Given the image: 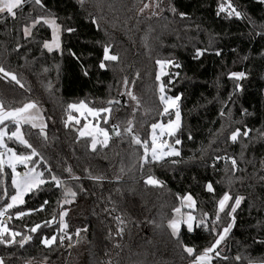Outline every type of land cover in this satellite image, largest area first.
Segmentation results:
<instances>
[{"label": "trees", "instance_id": "trees-1", "mask_svg": "<svg viewBox=\"0 0 264 264\" xmlns=\"http://www.w3.org/2000/svg\"><path fill=\"white\" fill-rule=\"evenodd\" d=\"M220 1L84 0L81 4L80 0H42L43 7L29 3L16 10L15 19L0 14V66L14 72L23 84L20 87L0 73V101L6 108L28 101L38 104L46 121L47 140L30 125L22 128L25 137L53 173L67 179L65 169L71 167L73 174L81 177L76 183L84 189L80 191L76 183L72 184L77 197L64 206L68 210V231L73 236L71 248L67 240L63 246L57 242L51 247L40 242L56 231L58 222L50 227L42 222L51 219L54 210H60L61 190L48 183L27 194L18 210L38 209L45 200L48 204L43 211L22 218L15 217L17 209L9 211L12 219L6 221L7 225L33 239L23 247L18 243L0 244L4 264H108L109 260L111 264H189L191 258L167 228L171 210L179 204L177 194L191 193L197 204L194 214L204 211L214 218L215 202L225 191L245 199L234 213L232 231L220 246L222 255L229 259L225 262L217 258L214 264H240L234 260L238 253L254 259L264 257V244L256 242L264 239V2L230 0L242 13L237 18L218 14ZM158 2V8L139 12L144 3L154 6ZM48 12L55 14L64 29L61 48L51 53L42 48L43 40L50 37L47 26H38L27 39L22 31L30 18ZM93 16L99 27L92 23ZM68 27L74 31L67 32ZM105 44L111 45V53L120 59L106 62L107 67L101 69ZM196 48L206 49L205 54L194 58ZM217 50L221 55H215ZM165 58L180 64L167 70L179 73L168 93L181 94L182 128L177 136L182 141L177 146L180 156L150 163L142 174L139 158L143 149L132 145L128 136H113L108 147L98 145L93 151L90 138L77 140L74 128L82 122L65 127L67 104L83 100L89 107L99 108L113 99L121 103L112 106L109 123L101 122V127L110 129L118 124L122 130L133 119L136 133L149 140L151 123L166 122L173 115H159L162 106L156 91L155 61ZM230 72H244L245 77L231 79ZM125 77L127 89L139 98V107L124 94ZM169 78L162 77L165 82ZM229 110L231 119L227 118ZM236 127L242 132L245 127L249 129V137L241 136L232 143L227 136ZM9 128L14 129L11 124ZM168 140L174 143L172 138ZM8 144L24 151L13 141ZM225 154L237 159L239 170L235 173L222 161L213 167L214 157ZM38 169L43 171L44 167ZM85 169L104 180L88 179ZM149 174L163 181L164 187L146 185L143 177ZM117 176L121 177L119 182ZM229 177L233 178L231 187ZM210 181L214 194L206 189ZM5 182L10 186V175ZM6 200H0V207ZM112 208L116 211H105ZM118 215L126 222L122 235H117ZM228 219L221 214V226ZM35 223L42 227L30 233L28 229ZM77 228L81 229L79 237L75 235ZM180 239L197 250L214 242L207 230L198 228L189 233L183 225ZM117 244L119 247H115Z\"/></svg>", "mask_w": 264, "mask_h": 264}, {"label": "snow or ice", "instance_id": "snow-or-ice-1", "mask_svg": "<svg viewBox=\"0 0 264 264\" xmlns=\"http://www.w3.org/2000/svg\"><path fill=\"white\" fill-rule=\"evenodd\" d=\"M80 2L83 4L84 0H80ZM261 2H264V0H261ZM29 3L43 7L42 0H0V14H7V16L15 19L17 16L16 10L23 9V7ZM150 7L158 8L159 2L154 6L149 3H144L139 9V12L142 13ZM171 10L173 12L175 11L174 8ZM219 12H225L229 17H242V13L236 9L230 0L219 5L218 14ZM180 15L184 16V13H180ZM92 23L97 24V27H99L98 21L94 16L92 17ZM38 26H47V28L51 30V38L43 40L42 48L46 49L49 53L54 50H59L61 48V32L64 29L62 25L58 23V18L55 14L48 12L47 14H37L34 18H30L29 21L22 26L24 38H29L32 35L33 30L37 29ZM66 31L71 33L74 29L68 27ZM257 35L262 34L257 33ZM20 47L21 45L17 43L16 48L19 49ZM111 47L112 46L109 44L103 45V59L99 65L101 69L107 67L106 62H119V55L112 54L110 51ZM205 51L206 49L196 48L194 58H200L205 54ZM215 55L219 56L221 55V52L217 50ZM155 64L158 66V70L155 73V81L157 82L156 91L158 93L159 103L162 106L159 115L161 117L165 115L171 116L174 112L175 118H169L166 123L162 121L151 123L150 143L148 139H142L141 136L136 133L133 119H129L127 125L122 130L118 124H112L111 129L107 127H99L101 114H104L102 117L104 123L108 124L109 116L112 112V106L114 104H120L121 102L119 100L109 99L106 102L107 106L99 108L89 107L85 101L81 100L78 103L67 104L65 110L67 112V119L64 121L65 127H68L69 123L73 122L76 125L80 124L81 121L79 117L73 115V112L79 113L80 116H91L96 119V124L88 121L85 122L82 127L75 128V131L78 133L77 140L80 138H90V148L93 151L97 150L98 145L102 148L108 147L109 141L113 136L116 138L128 136L132 145L139 146L143 149V153L139 158V168L142 174L144 167L150 163L163 161L165 157L180 156V150L176 146L182 143V141L177 138L178 133L182 128L181 110L179 105L181 94H168V92L171 91V86L174 84L175 77L178 76L179 73L177 72L173 74L165 71V69L170 66L179 68L180 64L176 63L172 58L156 59ZM0 73H3L5 77L10 78L11 81H14L16 84L20 85V87H23V84L14 72L7 71L3 66H0ZM138 75L139 73H137V76ZM162 77L170 78L165 82ZM244 77V72L229 73V78L231 79L241 80ZM123 83L126 89L124 94L130 97L137 107H139V98L131 90L127 89V77L124 78ZM236 87L239 88L240 85L237 84ZM135 111L136 108L133 109V112ZM41 113L42 110L35 101H28L23 103L22 106L10 108H6L3 101H0V189H2L0 200H4V198L7 197L3 206L0 207V244L12 245L18 243L20 247H23L33 239L32 235L23 234L10 228L6 223V219H12V216L9 215V211L13 209H17L15 211L16 218L25 217L36 211H43L48 204L47 200L41 203L38 209L30 208L27 211H21L18 210V206L25 204V196L27 194L34 193L42 186L52 183L62 192V199L58 201V207L60 210L58 212L54 210L51 219L43 221L42 223L44 227H50L58 222V226L51 236H44L41 238L40 242L45 247H51L57 244V242L59 246H63L67 240L69 242L68 247L71 248L73 246V236L68 231L69 225L65 219L68 210L64 206L74 203L78 193L71 185L80 181L81 177L73 174L71 167L65 169L67 179L57 176L52 172L51 167L48 166V162L44 159L41 153L25 137L22 128L25 125H30L33 129H39L40 136L47 140V125ZM145 114H147V112ZM220 115L224 117L225 112L221 111ZM227 118L231 119L230 110L227 113ZM10 124L14 127V130L9 128ZM223 127L224 126L222 125L221 129H223ZM249 131L250 130L245 127L242 132L240 127H236L227 136V140L236 143L241 136L249 137ZM262 135H264V133H262ZM165 136L172 138L174 143H170L168 139H164ZM189 138H191V135H189ZM8 141H13L16 144L23 146L24 151H17L16 148L10 147ZM219 161H222L225 165L230 164L232 173L239 170L235 156L227 154L224 156L216 155L213 159V167H215L216 162ZM173 163H175V161H173ZM261 163L264 164V161H261ZM18 166H22L24 170L18 171ZM38 166L44 167V170H38ZM6 170H10V173ZM85 172L87 173V178L90 180H104L103 176H94L88 169H85ZM121 172H123V168H121ZM46 173L48 174V179H45ZM8 175H10L11 180L10 186L5 182V178ZM115 179L119 182L121 177L117 176ZM143 179L146 185L164 187V182L152 174L143 177ZM261 179L264 180V177H261ZM232 183L233 178L229 177V187H231ZM76 186L80 191H84L82 185L76 183ZM9 188L12 190L11 194ZM206 189L208 193L214 194L215 192L214 185L211 181L206 184ZM109 199L111 198L109 197ZM244 199L245 198L240 195L233 197L230 195L229 191L223 192L220 198L215 202V213L214 218H212L210 213L204 211H201L199 215L194 214L197 204L191 193H185L183 196L177 194L179 204L172 208V216L167 220V228L170 230V235L180 244L183 252L191 258L189 264H214V259L217 258L225 262L228 261L229 257L222 255L220 246L226 241V238L232 231L236 219L234 213L237 208L240 207L241 202ZM233 200L234 202L230 204L229 202ZM105 211L115 212L116 209H105ZM221 214H224L229 218L223 226H221L220 223ZM115 220L118 225L117 235H122L126 227V222L122 216L119 215L115 217ZM182 225L186 226V230L189 233L198 228L207 230L209 234L214 236V242H211L209 246L203 247L202 250H197L194 246H189L183 243L180 239ZM41 227V223H35L28 229V231L30 233H37ZM157 227H159V225H157ZM80 232L81 229L77 228L75 230V235L79 237ZM17 237H19V240H17ZM256 242L264 244V239ZM115 247H119V245L117 244ZM234 260L240 262V264H244L245 261L247 264H264V257L254 259L251 256H241L239 253L234 257ZM0 264H4L3 258H0ZM108 264H111L110 260L108 261Z\"/></svg>", "mask_w": 264, "mask_h": 264}, {"label": "rangeland", "instance_id": "rangeland-1", "mask_svg": "<svg viewBox=\"0 0 264 264\" xmlns=\"http://www.w3.org/2000/svg\"><path fill=\"white\" fill-rule=\"evenodd\" d=\"M151 1V0H150ZM150 4V3H149ZM221 13V12H220ZM50 30V29H49ZM51 38V30H50V37H49V39ZM157 70H158V66H157ZM168 70V68H166L165 69V71H167ZM169 94V93H168ZM169 95H172V94H169ZM42 114V113H41ZM74 115H76L77 117H79V119H80V121L82 122V125L80 126V127H82L83 126V124L85 123V122H88V121H91L93 124H96V119L95 118H93V117H91V116H80V114L79 113H76L75 112V114ZM104 115V114H103ZM103 115L101 114V118H100V122H99V127H101V122H104L103 121ZM42 116H43V114H42ZM175 117H174V112H173V115H172V119H174ZM43 119H44V116H43ZM44 121H45V119H44ZM80 122V123H81ZM167 122V121H166ZM166 122H164V123H166ZM45 123H46V121H45ZM73 125H76V124H74V122L72 123ZM111 129V128H110ZM14 130V129H13ZM150 138H151V128H150V132H149V141H150ZM164 139H168V137L167 136H165L164 137ZM177 147V146H176ZM173 157V156H172ZM166 158V157H165ZM18 171H23L24 169H23V167L22 166H18V169H17ZM39 170V169H38ZM6 221H7V219H6Z\"/></svg>", "mask_w": 264, "mask_h": 264}, {"label": "built area", "instance_id": "built-area-1", "mask_svg": "<svg viewBox=\"0 0 264 264\" xmlns=\"http://www.w3.org/2000/svg\"><path fill=\"white\" fill-rule=\"evenodd\" d=\"M227 1H225V0H221L220 1V3H219V5L221 4V3H226ZM219 5H218V7H217V12H218V10H219ZM220 13V12H219ZM221 13H225V12H221Z\"/></svg>", "mask_w": 264, "mask_h": 264}, {"label": "water", "instance_id": "water-1", "mask_svg": "<svg viewBox=\"0 0 264 264\" xmlns=\"http://www.w3.org/2000/svg\"><path fill=\"white\" fill-rule=\"evenodd\" d=\"M131 90V89H130ZM75 129V128H74Z\"/></svg>", "mask_w": 264, "mask_h": 264}]
</instances>
